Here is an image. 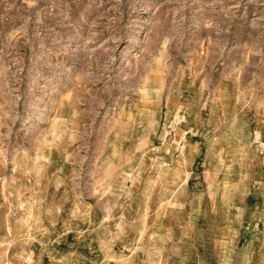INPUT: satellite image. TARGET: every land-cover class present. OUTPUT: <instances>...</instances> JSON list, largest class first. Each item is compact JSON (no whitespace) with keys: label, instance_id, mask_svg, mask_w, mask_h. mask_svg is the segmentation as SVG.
<instances>
[{"label":"rangeland","instance_id":"1","mask_svg":"<svg viewBox=\"0 0 264 264\" xmlns=\"http://www.w3.org/2000/svg\"><path fill=\"white\" fill-rule=\"evenodd\" d=\"M0 264H264V0H0Z\"/></svg>","mask_w":264,"mask_h":264},{"label":"bare ground","instance_id":"2","mask_svg":"<svg viewBox=\"0 0 264 264\" xmlns=\"http://www.w3.org/2000/svg\"><path fill=\"white\" fill-rule=\"evenodd\" d=\"M219 1V0H218ZM213 4V3H212ZM259 6V5H258ZM95 9V8H94ZM41 12V11H40ZM103 13V12H102ZM123 14V13H122ZM196 27V26H195ZM49 36V35H48ZM152 36V35H151Z\"/></svg>","mask_w":264,"mask_h":264},{"label":"crops","instance_id":"3","mask_svg":"<svg viewBox=\"0 0 264 264\" xmlns=\"http://www.w3.org/2000/svg\"><path fill=\"white\" fill-rule=\"evenodd\" d=\"M192 178V177H191Z\"/></svg>","mask_w":264,"mask_h":264}]
</instances>
